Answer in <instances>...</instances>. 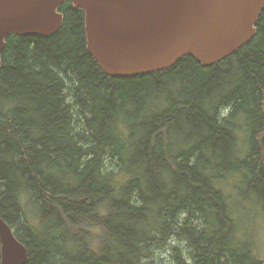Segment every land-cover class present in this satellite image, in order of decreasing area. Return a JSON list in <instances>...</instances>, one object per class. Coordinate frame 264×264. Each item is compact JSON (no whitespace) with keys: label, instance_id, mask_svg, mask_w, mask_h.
Wrapping results in <instances>:
<instances>
[{"label":"trees","instance_id":"obj_1","mask_svg":"<svg viewBox=\"0 0 264 264\" xmlns=\"http://www.w3.org/2000/svg\"><path fill=\"white\" fill-rule=\"evenodd\" d=\"M0 66V216L24 264H264V7L220 62L106 74L65 1ZM242 213V218L238 214Z\"/></svg>","mask_w":264,"mask_h":264},{"label":"water","instance_id":"obj_2","mask_svg":"<svg viewBox=\"0 0 264 264\" xmlns=\"http://www.w3.org/2000/svg\"><path fill=\"white\" fill-rule=\"evenodd\" d=\"M65 1L84 11L87 50L111 76L160 71L185 55L216 64L254 36L264 7V0H0V66L5 38L53 35ZM26 261L25 245L0 216V264Z\"/></svg>","mask_w":264,"mask_h":264},{"label":"rangeland","instance_id":"obj_3","mask_svg":"<svg viewBox=\"0 0 264 264\" xmlns=\"http://www.w3.org/2000/svg\"><path fill=\"white\" fill-rule=\"evenodd\" d=\"M247 207L249 209L245 214L247 230L252 232L259 258L264 260V213L260 214L259 210H254L252 204ZM238 216L242 218V213H239Z\"/></svg>","mask_w":264,"mask_h":264}]
</instances>
